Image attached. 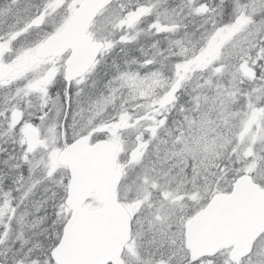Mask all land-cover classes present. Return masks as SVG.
Masks as SVG:
<instances>
[{
    "label": "snow or ice",
    "instance_id": "1",
    "mask_svg": "<svg viewBox=\"0 0 264 264\" xmlns=\"http://www.w3.org/2000/svg\"><path fill=\"white\" fill-rule=\"evenodd\" d=\"M0 264H264V0H0Z\"/></svg>",
    "mask_w": 264,
    "mask_h": 264
}]
</instances>
